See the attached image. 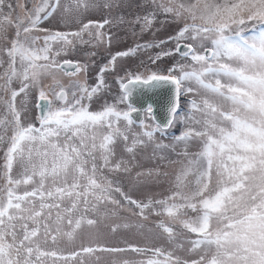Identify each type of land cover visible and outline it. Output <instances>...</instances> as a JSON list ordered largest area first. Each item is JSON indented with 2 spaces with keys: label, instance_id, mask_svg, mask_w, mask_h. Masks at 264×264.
<instances>
[{
  "label": "snow or ice",
  "instance_id": "obj_1",
  "mask_svg": "<svg viewBox=\"0 0 264 264\" xmlns=\"http://www.w3.org/2000/svg\"><path fill=\"white\" fill-rule=\"evenodd\" d=\"M152 3L156 10L172 14L174 20L187 13L193 21L185 23L170 37L175 41L174 48L161 52L155 59L179 53L193 62L192 69L186 70L184 64H178L167 75L126 73L120 79L118 94V103L125 108L105 104L101 111H89L84 101L91 102L107 87L104 72L109 65L100 69L95 86L76 82L66 88L56 79V74L75 77L87 73L88 66L70 59L59 62L54 56L62 52L67 55L77 41L90 42L84 41L85 33L103 42L104 34L100 30L111 21L81 22L80 29L74 32L49 31L40 26L56 19L61 8L69 13L73 6H62L61 0H39V3L33 0L32 8L26 9L19 0L15 8L10 0H0V38L6 37L10 28L15 29L14 37L2 49L8 67L0 79L5 81V90H10L13 80L22 81L19 91L11 90L7 103L11 119L0 120V143L7 144L3 164L5 184L0 187V264H42L43 258L48 257L68 264L82 254L97 251L86 247L63 254L43 249L41 243L49 239L55 243L65 225L69 230L63 234L69 239L84 225L96 226L98 220L89 214L98 216L104 211L102 206L108 204L116 209L125 205L137 209L144 219H147L145 210L157 216L166 214L181 229L196 234L198 238L191 241L190 251H201L199 258L190 264H264V0H223L222 3L204 2L202 6L201 0L174 6L162 0L159 3L152 0ZM73 5L77 12L101 7L95 0H73ZM103 7L111 8L113 4L105 2ZM16 8L24 15L13 18ZM197 19L203 23L196 24ZM155 20L156 11H151L138 17L136 23H141L142 29H150ZM33 32L47 33L42 45L40 36L30 35ZM108 40L111 43V37ZM205 41H210V47L205 46ZM53 43L63 45L54 54ZM163 43L137 45L135 49L117 52L109 63L114 67L119 57L134 55L140 47H159ZM4 63L0 60V67ZM177 71L180 75L171 74ZM43 76H51L54 81L50 92L40 86ZM208 76L214 83L205 80ZM193 80L221 101L204 99L201 105L193 101L192 109L205 117L195 121L201 127L189 128L176 137L185 143L202 138L201 151L181 167L174 179V188L166 198L147 202L133 199L118 182L120 177L109 179L103 170L130 174L137 146L146 143L144 137L151 141L156 132L165 133L174 121L183 118L182 110L178 111L181 86L184 81ZM169 85L173 88V98L167 108V119L161 124L155 122L156 108L152 103L137 106L133 97L138 92ZM29 87H39L35 104L39 109L38 127L35 123H22L21 112L16 108V97L26 93ZM225 104L231 105L230 110L225 109ZM133 113H141L143 119L134 118ZM137 122L143 133L130 135ZM9 127L12 134L5 141L4 134ZM121 147L131 156L127 161H114ZM16 163L24 169L20 178L12 175ZM214 172L217 186L210 190ZM152 174L137 172L136 176L151 177ZM193 174L195 188L186 191L187 177ZM30 184L31 190L18 191L21 185ZM189 209L197 215L189 218ZM157 227L167 234L169 241L177 239L173 227L163 221ZM130 249L137 253L149 251L134 246ZM151 251L157 258L143 264H189L164 249Z\"/></svg>",
  "mask_w": 264,
  "mask_h": 264
},
{
  "label": "rangeland",
  "instance_id": "obj_2",
  "mask_svg": "<svg viewBox=\"0 0 264 264\" xmlns=\"http://www.w3.org/2000/svg\"><path fill=\"white\" fill-rule=\"evenodd\" d=\"M15 8L17 0H10ZM95 2L101 7L90 9L84 12L82 9L77 12L73 5V0H61V5L73 6V10L69 13H64L61 8L60 15L51 22L45 21L40 27L48 28L49 31H63L74 32L78 31L82 26L81 22L87 23L89 20L96 22H103L104 19L111 21L110 24H106L100 31L104 34L103 42H97L96 39L90 37L87 33L84 34V41H90L88 43H80L77 41L75 47L65 55L63 52L60 56H54L59 62H63L66 59L72 61H78L80 64H86L88 66L87 73H80L75 77L65 76L63 73H57L56 79L59 80L66 88H69L76 82L86 83L88 86H95L97 83V76L101 68L105 65H109L107 71L104 72V80L107 85L101 92L94 96L89 101H84L88 106L89 111H101L105 104H116L118 109H124L125 105L118 103V94L120 93V79L125 76L126 73L141 74L143 76L150 75L152 72L167 75L169 69L178 64H184L186 70H191L193 62L190 59H186L180 56L179 53L174 55L160 56L159 59H155L161 52L169 51L174 48L175 41L170 40V37H174L179 29L185 23H192L191 17L185 13L181 19L174 20L172 14H165L156 10L152 0H95ZM105 2L113 4L111 8L103 7ZM161 2V0H157ZM165 4L175 5L177 3H195L196 0H162ZM204 2H220L223 0H201V6ZM19 3L25 4L26 9H31L33 6V0H19ZM35 3H39V0H35ZM8 9L5 8V12ZM151 11H156V20L154 21L150 29H142L141 23H136L138 17H143ZM199 11L197 15L199 16ZM16 15L23 16L24 12L21 9L16 8L13 13V18ZM196 24H201L203 21L197 19ZM233 27H236L233 25ZM95 31V29H93ZM14 28H10L8 34L4 38H0V60L5 63L0 67V76L6 71L7 57L3 55L2 49L8 46L10 40L14 37ZM30 35L40 36V44H43V36L47 35L45 32H33ZM111 37V43L108 38ZM160 41L165 43L160 44L159 47L150 46L147 48L140 47L135 51L134 55L127 57L117 58L114 67L110 65V60L117 52L127 51L129 49H135L137 45H155ZM182 43H192V41H182ZM206 47H210V41L204 42ZM63 45L61 43L52 44V53L54 54ZM155 59V63H153ZM231 63V62H230ZM233 66H236L233 64ZM199 69V65H195ZM172 75H180L179 71L171 73ZM207 82L214 83L211 76L205 77ZM225 80L222 79V83ZM21 80H13L10 90H5L4 79H0V120L7 118L11 119L7 110V103L11 99V90L19 91L21 87ZM40 86L44 87L45 91H51L55 86L51 76L41 77ZM187 88H191L192 91H186ZM58 90V88H57ZM39 87H29L26 93H20L16 97V108L21 112L22 123H35L39 126L37 103ZM71 100V97H69ZM204 99H209L215 103H221L219 97H215L208 93L206 90L200 87L194 80L184 81L181 86V96L179 98V109L181 111L182 119L173 122L172 127L168 128L165 133L161 134L156 132L151 141H147L141 146H137L136 157L132 160V171L130 174L110 173L107 169L103 170L104 175L109 179L120 177L118 180L122 184V187L128 191L129 195L133 199H138L144 202L147 200H159L164 199L170 195L174 188V179L179 173L181 167L187 164L189 159L196 158V154L201 151L203 146V139L197 138L185 143L184 141H178L176 137L182 135L189 128L199 129L200 124L195 123L196 120H202L205 117L202 113L196 112L192 109V102L195 101L198 105L202 104ZM225 109L230 110L231 105L225 104ZM191 116L192 118H189ZM143 119V115L140 117ZM146 123H155L146 121ZM120 126L123 128L124 122H120ZM221 126H226L223 124ZM7 127V125H5ZM133 133L130 135H141L144 131L138 125H133ZM106 131V130H105ZM12 134L9 127L4 134V140L7 141L8 137ZM7 144L0 143V187H3L5 180L3 178V164L4 153ZM187 152V156H185ZM99 155V154H97ZM131 154L123 151V148L117 152L113 157L114 161L124 159L129 160ZM97 163H100L98 160ZM23 167L21 164L16 163L13 166L12 175L13 178H20L23 174ZM137 172H152L151 177H137ZM39 177H36L38 181ZM139 180L140 183H136ZM186 183L188 187L185 189L190 190L195 188V175H189ZM48 186L51 187V181H48ZM216 176L213 173L212 183L209 185L210 190L215 188ZM33 185H21L19 190L23 192L25 189L31 190ZM67 203V201H65ZM104 209L98 216L95 213H90L92 218H96L98 223L94 227L82 226L76 231L74 237L69 239L64 232L69 230L65 225L63 232L57 235L56 242L53 243L51 239L47 243H41L43 249L55 250L63 254L80 251L82 248L92 247L98 249L93 253H85L74 260L68 262V264H143L148 259L157 258L152 254V249L161 248L166 252H171L173 257H178L182 261H188L189 264L193 259L199 258L200 249L196 252L190 251L192 244L191 241L197 239V235L187 232V230L181 229V226L167 217L166 214L157 216L150 210H145L147 219L138 215V210L130 208L125 205L124 208L116 209L111 204L103 205ZM188 211V217H195L197 213ZM163 221L168 226L173 227L174 231L178 234V237L174 241H169L167 234L157 227V225ZM213 228L216 227V222H212ZM55 235V233H53ZM130 246L148 249L149 251L143 253H137L131 251ZM121 248L125 251L112 252L101 251L99 249H111ZM162 259V257H160ZM42 264H64L63 261H54L51 257L43 258Z\"/></svg>",
  "mask_w": 264,
  "mask_h": 264
},
{
  "label": "water",
  "instance_id": "obj_3",
  "mask_svg": "<svg viewBox=\"0 0 264 264\" xmlns=\"http://www.w3.org/2000/svg\"><path fill=\"white\" fill-rule=\"evenodd\" d=\"M173 98L172 86H166L156 90L148 91L144 90L134 94L133 100L137 106H143L147 103H152L156 108L157 121L163 124L167 119V108L170 101ZM39 115V109H37ZM141 113H133L134 118L139 116ZM139 122H137L138 124Z\"/></svg>",
  "mask_w": 264,
  "mask_h": 264
},
{
  "label": "flooded vegetation",
  "instance_id": "obj_4",
  "mask_svg": "<svg viewBox=\"0 0 264 264\" xmlns=\"http://www.w3.org/2000/svg\"><path fill=\"white\" fill-rule=\"evenodd\" d=\"M79 83H82V82H79ZM137 114V113H136ZM140 116H142V114H139ZM139 124V123H138ZM138 124H136V125H138Z\"/></svg>",
  "mask_w": 264,
  "mask_h": 264
}]
</instances>
